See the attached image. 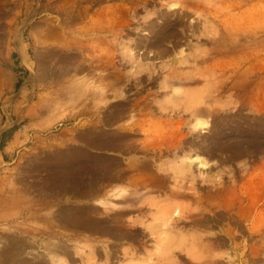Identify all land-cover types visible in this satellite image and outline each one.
<instances>
[{
  "label": "rangeland",
  "instance_id": "obj_1",
  "mask_svg": "<svg viewBox=\"0 0 264 264\" xmlns=\"http://www.w3.org/2000/svg\"><path fill=\"white\" fill-rule=\"evenodd\" d=\"M94 78L110 90L80 84ZM90 89L110 99L118 147L130 141L142 170L141 185H115L94 207L75 199L77 150L52 142L69 120L4 148L27 110L62 117ZM196 155L206 168L186 166ZM260 173L264 0H0V264H264L249 176ZM170 225L194 247L177 234L158 261Z\"/></svg>",
  "mask_w": 264,
  "mask_h": 264
},
{
  "label": "crops",
  "instance_id": "obj_2",
  "mask_svg": "<svg viewBox=\"0 0 264 264\" xmlns=\"http://www.w3.org/2000/svg\"><path fill=\"white\" fill-rule=\"evenodd\" d=\"M87 81L89 80H80V84L83 87L90 88L93 86H103L110 90V79L94 78L89 82ZM89 92H91V89L86 90L85 94L81 96L80 106L77 103L73 112L67 110L65 114L63 113L64 115L62 117H59L58 113L49 114L45 110L38 112L27 110V113L23 114V118H27L25 124L23 125L22 123L21 127L14 132L13 137L9 142H6L4 148L9 146V143L11 144L16 140L19 141V135L24 133L25 128L37 133L45 132L51 129L58 121L69 120L68 126L60 129L55 134L56 138L52 142L56 143L57 146H73L77 150L73 154L77 160L71 164L80 169V173H78L75 179L80 183L75 188L79 192L71 191H74L76 195L75 199L83 204H87L89 207H94L95 204H98L99 200H103L106 196L110 195V191L114 190L115 185H128L130 188L132 182L136 183L132 176H130L131 173L128 174V180L122 181L119 178L116 184L115 175L110 176V167H113L116 162H119L121 165H125L126 170H131V172L134 171L136 173L137 168L135 167L138 166L139 159L135 157L136 154L131 150L129 141L127 147L124 144V140L123 147H120L121 145L118 147L121 144L119 143L120 140L115 136V126L110 124V99L102 102V97L97 96V100H95V95ZM65 108L66 106L63 107V109ZM103 175L104 177L102 178ZM249 176L255 178V186L252 190L255 192L254 195L257 198V202L253 205L255 207L254 211L256 214H263L264 174H252ZM249 176L239 183V187ZM131 178L133 181L129 180ZM235 213L239 214L240 211L236 210ZM79 219L83 221L82 217ZM36 224L37 227L30 222L20 225L25 226L24 228L27 230L44 229V227H47L44 222Z\"/></svg>",
  "mask_w": 264,
  "mask_h": 264
},
{
  "label": "bare ground",
  "instance_id": "obj_3",
  "mask_svg": "<svg viewBox=\"0 0 264 264\" xmlns=\"http://www.w3.org/2000/svg\"><path fill=\"white\" fill-rule=\"evenodd\" d=\"M170 6H171V5H170ZM170 8H172V7H170ZM205 30H206V27L203 26L202 32H205ZM155 40H156V42H158L157 39H155ZM179 51H180L179 53H180V57H181V55H182V51H183V50L180 49ZM132 54H133V53H132ZM129 59H130V58H129ZM131 59H132V57H131ZM136 60H137V59H136ZM139 60H140V59H139ZM140 61H141V60H140ZM180 62H181V61L177 59V62H176V63L180 64ZM140 63H142V62H140ZM147 64H148V63H146V65H147ZM137 65H138V64H137ZM139 65H141V64H139ZM151 65H152V64H151ZM142 66H143V65H142ZM149 66H150V65H149ZM138 67H139V66H138ZM202 87H203V89H204V86H202ZM200 89H201V88H200ZM200 89H199V91H200ZM196 90H197V89H196ZM190 91H191V90H190ZM191 92H192V91H191ZM196 92H197V91H196ZM193 94H194V91H193ZM191 95H192V93H191ZM197 99H199V98H197ZM194 100H195V99H194ZM192 101H193V100L191 99V100H190V103H191V104H192ZM193 125H194L195 128H196V127H199L200 129H203V128H207V127H208V126H207L208 123H207V121H206L204 118L195 120V122H194ZM129 142H130V141H129ZM119 143H120V142H119ZM122 143H123V142H122ZM124 144H125V143H124ZM191 157H192V158H191V161L189 162V160H188V163H186V166L188 165L189 168H190V165H192L193 163H195L196 166H198V167H200V168H206L208 162L205 161L201 156L196 155V156H191ZM186 160H187V159H186ZM185 162H186V161H184V163H185ZM184 163H183V164L181 163V164L184 165ZM182 165H181L180 168L178 167L179 170L183 167ZM184 166H185V165H184ZM188 166H187V167H188ZM135 168H137L136 171H135L136 173H134V171H132V174H133V173H134V174L132 175V174L130 173V174H131L130 176H132L134 182L137 183V184L134 183L135 185H141V181H142V179L140 178V174H139V173H140V170H141V167H135ZM183 168H184V167H183ZM183 168H182L181 170H183ZM189 168H188V169H189ZM181 170H180V171H181ZM184 170H185V169H184ZM141 171H142V170H141ZM191 171H192V170H191ZM179 173H180V172H179ZM186 174H187V173H186ZM183 175H184V174H183ZM115 177H116V176H115ZM117 178H119V177H116L115 179H117ZM132 178L129 179V180H132ZM127 180H128V178H127ZM133 180H132V181H133ZM162 181H163V179L160 181V184H162V183H161ZM130 183H131V182H130ZM132 183H133V182H132ZM142 183H143V182H142ZM63 187H64V185H63ZM53 188H55V187H53ZM75 188H76V187H75ZM169 194H171V195L176 194V191L173 190V189H170V190H169ZM176 196H177V195H176ZM172 199H174V198H172ZM172 199H171V200H172ZM171 200H169V201H170L169 203H168V202L166 203V204H169L168 206L164 205V207L160 208L161 211H163V212L166 214V215H165L164 213H162L161 211H159L160 213H162V215H160V217H162V216H165V217H167V218L169 217V216H167V215L169 214V212H167V208L170 207L171 205H174L173 203H171ZM174 201H175V199H174ZM172 202H173V201H172ZM170 203H171V205H170ZM165 207H166V208H165ZM163 208H164V210H165L168 214L163 210ZM157 209H158V208H157ZM169 209H170V208H169ZM169 209H168V211H170ZM171 210H173V207H172ZM171 213L174 214V213H175V210H174V211H171ZM171 213H170V214H171ZM172 214H171V215H172ZM176 214H178V212L175 213L174 215L176 216ZM76 215H77V214H76ZM158 215H159V214H158ZM79 217H80V216H79ZM163 218H164V217H163ZM163 218H161V219H163ZM167 225H168V224H167ZM154 226H156V225H154ZM154 226H153V229H154L153 231H159V232H156V233L154 232V234H153L152 236H155V238L158 239V241H159V240H160V239H159V238H160L159 236L161 235V233L163 234L164 232H162V230L159 229V228H161V226H159L158 230H155V228H157L158 226H157V227H154ZM171 226H172V225H170V227H171ZM88 227H89V226H88ZM174 227H175V226H174ZM89 228H90V227H89ZM139 228H140V227H139ZM171 228H173V227H171ZM171 228L168 227V230H169V231L171 230V231H170L171 233H168L169 231L167 230V226H166V229H165V230H167V231L163 234V235H164V239L161 238V240L159 241V242H161L160 244H162V245L159 246V248H160V251H159V257H160V256H161V257H160V259L157 257V258H158V259H157L158 261L161 260V258L164 257L165 254H166V256H167L168 259H169V258H170L169 255H171V254L173 253V251L175 252V249L173 250V245H172L173 242H172V240H169V239H171V238L173 239V237H174V239H175V236H176L178 233L174 234L175 232H173V231H175V230H174V228H173V229H171ZM94 229H95V228H94ZM144 229H145V228H144ZM146 229H148V228H146ZM149 229L151 230L152 228L150 227ZM92 230H93V227H92ZM160 230H161V232H160ZM165 230H164V231H165ZM172 230H173V231H172ZM144 232H145V231H144ZM148 232H149V231H148ZM150 232L153 233L152 231H150ZM151 233H150V234L148 233V236H149V237H150ZM158 233H159V235H158ZM166 233L168 234L167 236H166ZM172 233H173V234H172ZM145 234H146V233H145ZM145 234H144V235H145ZM171 234L174 235V236H172ZM144 235H143V236H144ZM179 235H180V234L177 235V238H176V239H178V237H179V238L181 239V242H182L181 244H183V242L186 241V240L188 239V237H189V239H188L189 241H190V240H192V241L195 240V239H190V236H187V238H185L186 240L182 239V238H184V236L186 237V235H187L186 233H185L184 235H183L182 233H181L180 236H179ZM182 235H183V236H182ZM146 236H147V235H146ZM149 237H148V239H149ZM166 237H167V239L165 240ZM193 238H196V239H197V237H193ZM176 239L173 240V241H174V242L177 241V242H175V243L178 244V240H180V239H178V240H176ZM199 239H200V238H199ZM192 241H190V243L188 242L189 244H188L187 241H186V244L188 245V249H186V248H187L186 246H185V248H183V247H184L183 245L185 244V242H184L183 245H181L182 248H183V250H185V249H186L185 251L188 250L187 252L184 251V253H188L189 251L191 252V250H192L193 247H194V245H191V243H193ZM143 242H144V241H143ZM159 242H158V243H159ZM164 242H165V243H164ZM179 242H180V241H179ZM144 243H145V242H144ZM144 243H143V244H144ZM163 243H164V244H163ZM165 244H167V245H165ZM173 244H174V243H173ZM163 245H164V246H163ZM189 245H190V248H189ZM166 246H167V247H166ZM168 246H170L169 249H168ZM174 246H175V244H174ZM178 246H180V244H178ZM178 246L176 245L175 247H178ZM165 247H166V248H165ZM175 247H174V248H175ZM191 247H192V248H191ZM179 248H180V247H179ZM182 248H181V250H182ZM189 249H190V250H189ZM200 249H201V248H200ZM165 250H166V251H165ZM176 250L179 251V249H176ZM181 250H180V251H181ZM195 250H196V248H195ZM195 250H194V251H195ZM201 250H202V249H201ZM194 253H195V252H194ZM196 253H197V252H196ZM196 253H195L194 255H197ZM202 253H203V252H202ZM125 254H127V251H125ZM130 254H131L130 257H133V253H130V252H129V255H130ZM188 254H189V253H188ZM188 254H187V255H188ZM191 254H192V253H191ZM156 255L158 256V253H157ZM163 255H164V256H163ZM189 255H190V254H189ZM167 257H166V258H167ZM166 258H163V259H166ZM155 264H158V263L156 262ZM168 264H170V263H168Z\"/></svg>",
  "mask_w": 264,
  "mask_h": 264
}]
</instances>
